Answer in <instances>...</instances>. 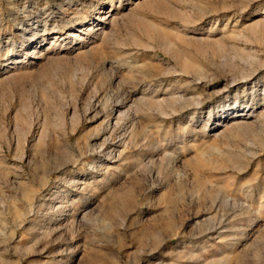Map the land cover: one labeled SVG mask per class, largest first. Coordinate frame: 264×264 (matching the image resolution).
<instances>
[{"label": "rangeland", "instance_id": "374dc122", "mask_svg": "<svg viewBox=\"0 0 264 264\" xmlns=\"http://www.w3.org/2000/svg\"><path fill=\"white\" fill-rule=\"evenodd\" d=\"M0 264H264V0H0Z\"/></svg>", "mask_w": 264, "mask_h": 264}, {"label": "bare ground", "instance_id": "6f19581e", "mask_svg": "<svg viewBox=\"0 0 264 264\" xmlns=\"http://www.w3.org/2000/svg\"><path fill=\"white\" fill-rule=\"evenodd\" d=\"M108 11H111V9L110 10H108ZM97 13H101V9H99L98 11H97ZM106 13V12H105ZM105 18V17H104ZM96 29H99V27L98 26H96V28L95 29H93V28H91L90 27V29H88V30H96ZM82 42H85V37L82 35V36H80V43H82ZM121 106H124V104H125V102H124V100H121ZM116 110H119V108H115ZM243 111V110H242ZM126 116L127 115V113L125 112V113H122V112H119V116ZM242 115H245V114H241L240 116H242ZM115 125V124H114ZM58 196H60L58 193H57V197ZM245 208V207H244ZM256 222V221H255Z\"/></svg>", "mask_w": 264, "mask_h": 264}]
</instances>
